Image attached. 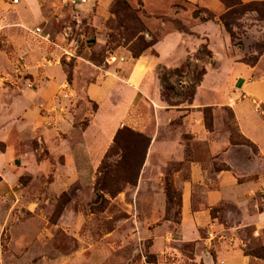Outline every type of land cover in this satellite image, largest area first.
Segmentation results:
<instances>
[{
  "label": "rangeland",
  "instance_id": "rangeland-1",
  "mask_svg": "<svg viewBox=\"0 0 264 264\" xmlns=\"http://www.w3.org/2000/svg\"><path fill=\"white\" fill-rule=\"evenodd\" d=\"M114 1L106 10L100 11V0H86L75 5H64L61 0H0V49L7 55V66L0 71V86L8 89L6 94L18 97L23 90L36 89L42 81H51L55 66L61 67L70 86L93 82L96 67L110 68L120 57L125 61L134 57L133 52L140 47L139 36L148 42L169 30L187 32L193 17L202 19L215 15L227 34L231 52L237 54L238 59L254 65L264 54V20L255 11H240L238 5L233 6V11L225 17L229 32L219 20V15L230 9L222 2L221 9L213 11L186 0H125L135 9V15L144 27L131 37L130 30L120 26V20L130 28L138 23L126 11H121L119 17L112 14L110 9ZM227 1L234 3L236 0ZM262 11L264 13V7ZM40 15L41 19L35 20ZM36 26L42 28L41 36L32 34L31 30ZM42 36H47L50 41ZM55 44L64 45L67 50L75 47L74 56L70 59L60 56L61 50ZM110 54L118 59L111 64L105 60ZM196 57L199 58L200 53ZM54 58H59V64L52 61ZM255 59L256 62L251 63ZM262 59L260 72L264 71V56ZM195 63L194 71L184 63L174 79L167 80L157 74L160 80L156 83L163 104L190 101L194 97L204 72V63ZM219 69L217 66L209 74L214 87L197 93L200 103L222 102L228 96L233 97L234 77ZM9 88L15 89L12 92ZM69 93L68 100L57 92L49 106H38L35 128L24 114L13 118L0 113L4 127L17 120L11 126L13 130L6 139L7 143L3 141L0 129V163L6 144L12 147L9 161L0 164V264H175L179 257L177 251L164 250V243H170L172 248L180 247L186 261L192 244L172 242L173 237L177 238L175 231L181 212L180 189L174 185V172L183 168L180 177H187L185 169L192 148L197 150L199 157H206V144L227 135L232 144L228 154L234 163L231 172L242 181V144L253 151L254 147L242 138L232 110L220 106L214 114L217 105L200 108L204 127V113L211 115V132L215 129V118L217 125L216 131L204 140H192V135L182 126V114L172 117L167 130L162 127L160 137L173 139L178 133L186 150L183 161L171 160L163 164L164 174L160 178L164 192L166 186L170 187L169 197L166 194L165 200L152 194L159 182L156 185L148 182V174H158L152 159L148 169L153 170L142 175L143 165L141 167L137 182L142 175L144 184L139 189L137 185H126L111 197L105 191L96 190L95 183L98 167L114 135L110 140L102 137L94 124L90 130L92 134L82 137L61 130V121L66 119L75 124L77 130L86 128L92 111L97 109L95 104L77 101L75 92ZM110 100L107 97L98 114V120L108 126L117 117L116 110H110ZM7 105L11 108V103ZM1 107L4 112L5 107ZM138 109L139 115H147V104ZM151 125L150 121L144 124ZM17 128L21 134L15 130ZM72 141L82 143L85 150L75 153ZM260 197L259 193L258 200ZM224 209L226 207L219 205L212 208L211 213ZM235 209L234 205L228 207L231 217L235 216ZM158 212H164L163 216ZM217 214L222 216V213ZM164 220L171 222L173 233L168 238L164 234L165 238H154L148 229L161 225ZM239 238L244 249L264 245V227L256 232L252 227L242 228ZM210 244L205 245L207 249Z\"/></svg>",
  "mask_w": 264,
  "mask_h": 264
},
{
  "label": "crops",
  "instance_id": "crops-1",
  "mask_svg": "<svg viewBox=\"0 0 264 264\" xmlns=\"http://www.w3.org/2000/svg\"><path fill=\"white\" fill-rule=\"evenodd\" d=\"M111 1L100 0L99 6L102 4L98 7L100 11L104 8L106 10ZM186 1L200 3L213 11H219L222 7L219 0ZM41 17L42 15L35 20L39 21ZM216 20L215 15L214 19L207 20L193 17L189 21V31L164 32L140 56L130 57L126 61L123 57L122 61L111 65L110 68L96 67L94 81L84 85L78 83L68 85L61 67L55 66L51 81H42L36 89L21 90L22 93L18 97L6 94L8 89L0 86L2 91L0 92V113L9 114L8 116L11 115L10 117L13 118L24 114L26 119L35 124L32 125V128H35L38 122L37 109L40 104L49 106L53 102L54 93L58 92L59 96L63 95V98L68 100V92L70 91L69 94L75 92L77 101L80 99L82 104L84 102L95 104L97 109L92 111L90 124L86 125V128L77 130V126L66 119L61 121L63 122L60 126L61 130L69 135L82 137L92 134L90 130L94 124L99 134L110 140L119 127L127 125L147 134L151 140L141 172L143 175L147 170H153L151 167L148 169L152 159L158 174H148V182H153L154 185L159 182L156 185L157 190L154 189L152 194L165 200L166 193L160 178L164 174L163 164L171 160L183 161L186 150L185 145L180 142V134L176 133L177 136L173 139L160 137L162 127L167 130L172 117L182 114V126L192 135V140H204L208 134L216 131L217 125L215 118L214 131L205 129L201 122L200 108L217 105V108H214V114L220 106L230 108L242 138L254 147L253 151L242 144L244 148L242 149V181L231 172L234 163L228 154L232 144L227 135L206 144L208 146L206 157L205 155L199 157L197 150L192 148L191 159L187 161L185 169L187 177H180L183 168H178L174 172V185L180 189L181 212L175 231L177 238L172 239V242H177L178 245L192 244V250L185 261L180 247L172 248L170 243H164L163 249L177 251L179 257L175 264H264V259L244 253L242 240L239 238V231L242 228L252 227L256 232L264 227V203H262L264 202V174L262 175V169H264V71L260 72L264 54L254 65L238 59L239 56L231 52L225 30ZM199 53L200 57L197 58L196 54ZM57 59L54 58L52 61L59 64ZM6 60V52L0 49V71L7 66ZM196 61H200V65L204 63L202 67L204 72L194 97L190 98V101L163 104L156 83L160 80L157 74L163 75L167 80L174 79L184 63H188L191 71L196 70ZM217 66H220L219 70L223 69L230 76L233 75L234 90L231 92L233 97L227 95L228 98H224L222 102L200 103L196 95L204 89L214 87L209 74ZM64 82L66 84H63ZM63 85L68 86L61 89ZM14 89L9 88L12 92ZM107 97L111 98L110 110H116L115 113H117L116 121L110 126L98 120V114ZM10 103L11 108H8L7 104L10 105ZM145 104H147V115L145 113L139 115L138 107ZM1 106H4L6 111L3 112ZM1 116L0 129L3 132L1 137L6 142L10 131L13 130L11 126L17 120L4 127V119H1ZM148 121L152 125L144 126ZM8 126L10 129H7ZM15 130L21 134L20 128ZM71 147L75 153L85 150L82 143L74 141ZM4 149L1 152V156L4 157L1 159V165L9 161V155L12 152L9 144H6ZM142 175L136 184L138 189L144 184ZM259 193L261 197L258 200ZM219 205L226 207L222 211H217L222 213V216L211 213V209ZM232 205L237 208L234 217H231V213L228 212V207ZM260 205L263 207L259 208ZM158 214L162 217L164 212H158ZM170 223L168 220L162 221L161 225L152 230L148 229L149 234H152L154 238H168L173 233ZM208 242L211 244L207 249L205 245Z\"/></svg>",
  "mask_w": 264,
  "mask_h": 264
},
{
  "label": "trees",
  "instance_id": "trees-1",
  "mask_svg": "<svg viewBox=\"0 0 264 264\" xmlns=\"http://www.w3.org/2000/svg\"><path fill=\"white\" fill-rule=\"evenodd\" d=\"M225 4L226 8H230L227 12L219 15V20L223 23L226 30L229 31V23L226 22L225 17L230 11H233V6H239L240 11L252 10L258 13L260 18L264 20V13L262 7H264V0L242 2L236 0L234 3L227 0H220ZM121 11H126L132 15V20L138 23V26L125 24L120 20V26L130 30L131 37L138 32L143 31V25L135 15V9H133L125 0H115L112 4L110 12L116 17H119ZM197 16V13H194ZM214 16L202 17L203 20L212 19ZM137 28V29H136ZM230 32V31H229ZM138 45H140L137 52H133L134 57H138L146 49L151 47L155 40L145 41L141 36L138 37ZM243 61V60H242ZM252 61L251 63H255ZM249 64V62L246 61ZM203 70V69H202ZM197 80L199 81V74H197ZM208 109V107H205ZM210 110V109H209ZM204 123L207 129L212 128L211 115L207 116L204 113ZM150 137L140 131H136L127 126L118 128L113 136V140L109 148L104 154V157L98 167V177L96 179V190H102L108 193L111 197L120 192L126 185H136L137 178L141 167L145 160V155L150 144ZM166 194L169 197L170 187L166 186ZM177 221V220H176ZM244 253L252 255L257 258L264 259V245H261L253 249H244Z\"/></svg>",
  "mask_w": 264,
  "mask_h": 264
},
{
  "label": "built area",
  "instance_id": "built-area-1",
  "mask_svg": "<svg viewBox=\"0 0 264 264\" xmlns=\"http://www.w3.org/2000/svg\"><path fill=\"white\" fill-rule=\"evenodd\" d=\"M18 0H13V2H17ZM63 2L64 5L70 4V5H75V4H79V3H84L86 0H61ZM32 34L35 36H41L42 35V28L40 26H36L31 30ZM43 37V36H42ZM43 38H47V36L43 37ZM48 41H50L48 39ZM57 45V44H55ZM58 46V45H57ZM58 48L61 50V55L60 56H64L65 59H70L71 57L74 56V52H75V47H71L69 50H67L64 45H59ZM106 62L111 64L114 61L118 60L117 57L114 54H110L106 59ZM123 58L120 57L119 61H122ZM59 62V60H58ZM30 85V84H29Z\"/></svg>",
  "mask_w": 264,
  "mask_h": 264
}]
</instances>
